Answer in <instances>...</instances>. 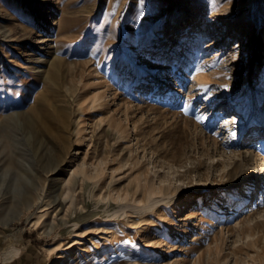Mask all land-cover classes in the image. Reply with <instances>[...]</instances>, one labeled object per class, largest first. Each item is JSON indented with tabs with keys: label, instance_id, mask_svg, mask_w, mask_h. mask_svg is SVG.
I'll use <instances>...</instances> for the list:
<instances>
[{
	"label": "rangeland",
	"instance_id": "rangeland-1",
	"mask_svg": "<svg viewBox=\"0 0 264 264\" xmlns=\"http://www.w3.org/2000/svg\"><path fill=\"white\" fill-rule=\"evenodd\" d=\"M263 71L264 0H0V264H264Z\"/></svg>",
	"mask_w": 264,
	"mask_h": 264
},
{
	"label": "bare ground",
	"instance_id": "bare-ground-1",
	"mask_svg": "<svg viewBox=\"0 0 264 264\" xmlns=\"http://www.w3.org/2000/svg\"><path fill=\"white\" fill-rule=\"evenodd\" d=\"M213 8V7H212ZM202 15V17H206L205 16V13H203L202 14V10H199V13H197L194 17H199V16H201ZM215 13L213 12V11H211L210 13H208V16L207 17H215ZM211 19V18H210ZM216 20V19H215ZM208 21H210V20H208ZM200 25V24H199ZM199 25H197V26H199ZM196 26V27H197ZM196 29V28H195ZM197 34H195L197 37H198V40H200V38L201 37H204V35H205V33H204V31H203V29L201 28V26H199L197 29ZM203 39V38H202ZM191 40V38H189V40L187 41L186 40V45H188V42ZM148 42V41H147ZM211 42V44H210V46H208V47H211V46H213V45H217V43H215L214 42V40H211L210 41ZM180 43H184L183 41H180ZM219 43V42H218ZM137 46L138 47H142L143 45H142V42H139L138 44H137ZM145 47V46H144ZM143 47V48H144ZM165 48V47H164ZM207 48V47H206ZM167 50H169V48L167 49ZM167 50H165V51H167ZM175 53V52H174ZM167 54V53H166ZM170 55V54H169ZM202 55V54H201ZM217 55V54H216ZM150 57V56H149ZM163 57V56H162ZM216 57V56H215ZM217 57H218V55H217ZM152 59H153V56H152ZM133 60H134V58H133ZM212 60H214V59H212ZM131 61V60H130ZM201 61V60H200ZM209 61V60H208ZM154 62H155V60H154ZM211 62V61H210ZM214 62H216V59L213 61V62H211V63H208L207 61H202V66H200V67H197V69L194 71V79H195V81H193L195 84H196V82H197V84H200V85H203V84H207L208 85V79H209V76L208 75H211V74H213V75H216L217 74V72H214L215 70L214 69H216V64H213ZM132 64V63H131ZM219 64H220V62H219ZM133 65V64H132ZM157 65V64H156ZM155 66V65H154ZM163 66V65H162ZM156 67V66H155ZM165 67V66H164ZM161 68V67H160ZM219 68V67H218ZM150 69V68H149ZM154 69H156V68H154ZM152 70V69H151ZM213 70V71H212ZM208 71H210V72H208ZM154 72V71H153ZM264 72V71H263ZM57 74H58V69L56 68V66H54V69H53V72H52V76L53 77H56L57 76ZM190 75H191V73H190ZM189 75V76H190ZM188 76V77H189ZM191 77V76H190ZM141 78V77H140ZM165 78V77H164ZM188 79V78H187ZM189 79H191V78H189ZM192 79H193V76H192ZM191 79V80H192ZM193 79V80H194ZM261 79L263 80L264 79V74L263 75H261ZM143 81V80H142ZM204 86V85H203ZM198 87H200V86H198ZM155 88H157V86H155ZM203 89V88H202ZM201 91V90H200ZM200 91H199V93H200ZM211 91V90H210ZM202 92V91H201ZM204 92V91H203ZM208 92H209V90H208ZM199 93H198V95H199ZM249 93L250 94H254L253 92H251V91H249ZM209 94H211V93H209ZM186 95H188V94H186ZM206 95V94H205ZM207 96H212V94L211 95H208V93H207ZM206 96V97H207ZM184 97V96H183ZM182 97V98H183ZM210 98V97H209ZM205 100H206V98H205ZM207 101V100H206ZM208 102V101H207ZM98 103V98H96V99H94V104L96 105ZM209 103V102H208ZM178 104V103H177ZM187 104V103H186ZM182 105H184V102H183V104ZM178 106H180V105H178ZM185 107H186V105H184ZM181 107V106H180ZM183 107V106H182ZM185 107H184V109H185ZM187 109V108H186ZM185 109V110H186ZM35 110V109H34ZM35 112L37 113V111L35 110ZM197 114V113H196ZM195 114V116H198V117H200V113L198 114V115H196ZM262 115V117H259V118H256L254 121H257V119H262V118H264V114H261ZM19 117H21V116H17L16 118H14V117H8L6 120H5V122H6V128H3L2 126H0V137H2V140H5V138L7 139V137H10L11 135H13L14 134V132L15 131H13V127H17V124H18V119H19ZM197 117V118H198ZM199 119V118H198ZM201 119V118H200ZM202 120V119H201ZM209 125V124H208ZM257 125H259L258 124V122H256V123H254V128H256L257 129ZM29 126V125H28ZM16 136H17V134H16ZM15 136H13V138H14ZM259 138H264V136H262V137H259ZM15 139V138H14ZM13 139V140H14ZM42 141V140H41ZM17 142H18V140H17ZM19 143V142H18ZM45 143V142H44ZM43 143V144H44ZM22 144V143H21ZM40 144H41V142H40ZM7 145H8V143H7ZM261 145L263 146V148H261ZM258 149H263V151H264V142H262V139L260 140V146H259V148ZM262 160H264V158H262ZM9 165L10 166H16V164H15V159H13V162H9ZM48 170V169H47ZM28 173V172H27ZM30 173V172H29ZM262 175H263V177H264V172L262 173ZM18 178L20 179V180H23V178L25 177V176H27L26 175V171L24 172V171H19V173H18ZM28 178H30V177H28ZM262 180H264V179H262ZM31 182V181H30ZM28 183H29V181H28ZM32 184H34V183H32ZM264 186V184L262 185V187ZM261 187V188H262ZM252 189H253V184H249L248 185V189H247V192H246V196L244 197V200H243V209H245V208H248L247 209V211L251 208V200L253 201V195H254V193H253V191H252ZM13 190V189H12ZM24 191H26V190H24ZM11 192V191H10ZM23 192V191H22ZM15 195V194H14ZM24 195V194H23ZM22 195V196H23ZM260 195H262V196H264V191L263 192H261V194ZM252 196V197H251ZM14 197V196H13ZM12 197V198H13ZM19 197V196H18ZM208 194H205L204 195V200H205V202H204V204H203V207H204V209H202L201 211H200V214H199V217H200V219H203L205 222L207 221V222H211L214 218H213V214L214 213H217V212H220L221 210L219 209L220 208V204H219V202H214V204H212V206H206L208 203H209V199H208ZM261 199V198H260ZM219 200H222V202H224V200H223V198L222 199H219ZM13 202V201H12ZM260 203V202H259ZM258 204V203H257ZM16 205L18 206V207H20L21 209H23V210H30L33 206H35V203L32 201V197H31V195H29V194H25L22 198H20V199H18V201H16ZM260 207V206H259ZM262 207V206H261ZM42 208V207H41ZM252 208H253V205H252ZM22 210V211H23ZM257 210V209H256ZM239 211L236 209L235 211H234V215L233 216H235L236 214H239L238 213ZM252 213V212H251ZM237 219V218H236ZM8 222V221H7ZM107 232H109V231H107ZM125 235V234H124ZM127 235V234H126ZM126 237V236H125ZM103 239V240H102ZM111 239H112V236L110 235V234H103L102 235V238H100V240L102 241V243H103V245H106L107 243H109V242H111ZM76 244H78V243H76ZM71 245H73V244H71ZM84 245V244H83ZM86 245V244H85ZM81 247V246H80ZM84 248V247H83ZM82 248V249H83ZM78 249V248H77ZM84 249H86V248H84ZM83 251V250H82ZM103 251V250H102ZM83 252H85V251H83ZM76 254V253H75ZM80 254V253H79ZM86 254H90L91 256H94V253L91 251V250H89V249H87L86 250ZM81 255V254H80ZM88 256V255H87ZM88 257H90V256H88ZM75 258H76V256H75ZM77 258H78V256H77ZM83 258V257H82ZM80 259V258H79ZM78 259V260H79ZM77 260V259H76ZM76 262H78V261H76ZM63 264V263H62ZM80 264V263H79Z\"/></svg>",
	"mask_w": 264,
	"mask_h": 264
}]
</instances>
